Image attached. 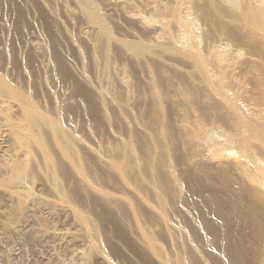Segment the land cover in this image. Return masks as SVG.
Returning <instances> with one entry per match:
<instances>
[{"label": "rangeland", "instance_id": "obj_1", "mask_svg": "<svg viewBox=\"0 0 264 264\" xmlns=\"http://www.w3.org/2000/svg\"><path fill=\"white\" fill-rule=\"evenodd\" d=\"M259 21L264 0H0V78L51 118L71 96L61 124L76 153L67 160L36 132L59 166L49 169L38 147L30 157L2 135L20 106L0 110V178L7 159L26 172L0 187L2 264H181L185 253L204 264L214 250L196 216L218 224L226 192L264 201V144L246 134L264 127Z\"/></svg>", "mask_w": 264, "mask_h": 264}, {"label": "bare ground", "instance_id": "obj_2", "mask_svg": "<svg viewBox=\"0 0 264 264\" xmlns=\"http://www.w3.org/2000/svg\"><path fill=\"white\" fill-rule=\"evenodd\" d=\"M250 15L251 17H254L255 19L256 16L254 14H250ZM97 22H99V20ZM258 25L264 28V21L263 22L259 21ZM102 28H103V31L106 32V28L104 26H102ZM63 90H66V89H63ZM64 92L65 91L62 92L61 99L60 97L57 98L56 100L57 103L54 104L56 105L55 106V109H56L55 117L51 118V117H48L46 114H44L43 111H41V108H39L40 106L37 105L38 103H36V101H34L32 98H29V96L27 97V96L22 95L19 91H17V89H15L12 86H9V84H7L2 78H0V110L7 111L8 110L7 106L9 105L10 102L17 103L21 108V118L19 119L18 122H11L6 116L7 118L4 119V122L9 131L7 132V130H3L2 135L4 136L5 134L7 141H9V143L11 142L15 144L16 146L22 148V150L24 151L23 153L27 156L28 155L30 156V153H32L31 148L33 149L34 148L33 146L38 147V149L41 151V154L43 155L42 158L45 161V164L47 165L49 169H54V166H55V163L53 162L52 156L50 153L51 151H49V147L47 146L48 143H46L45 140H42L41 137L39 138L36 132L40 134L42 133L43 135V132L45 130L50 131L53 139L58 144V146L63 152L64 157L67 158V160H69L72 156H76V153L71 147L72 145H70L71 141H70V138L68 137L69 135H67V133L63 129L64 127H62V124H61L62 116L68 113L69 110H71L70 108L71 106L66 103L71 98V96H69L70 98H67ZM234 108H237V105L236 107L234 106ZM235 112H236V109H235ZM246 134H248L247 137L249 136L252 137L254 135L255 137L258 138V140H260L264 144V127H258L254 125L253 128H250L248 131H246ZM162 136L163 135H159L160 140H163L164 137ZM165 152H166L165 154H167L166 149H165ZM77 155L78 157L76 161L72 163H74L76 172H78L79 175L85 179L87 173H86V168L83 164L84 161L81 162L80 160L82 158L79 156V154ZM164 159H165L164 161L163 160L161 161L162 167L163 166L165 167L164 172L166 173L167 171V174H168L167 176L174 177L175 171L173 170V167L169 165L170 159L168 160L166 157ZM3 164H4L3 168L6 172L7 177H2V179L0 178L1 188L2 187L8 188L10 185L12 186L16 183L23 181V179L26 176L25 174L26 172H25V168L22 163H18V161L16 162L15 160L13 161V160L7 159L5 160ZM56 167H59V166H55V168ZM148 169L153 171L154 167H151V168L149 167ZM150 170L149 172H151ZM57 178L55 177L53 179V182H54V186L56 187L55 189L58 190L59 188L58 179L59 178L58 179ZM165 178H162V179H165ZM155 186L156 188H158L157 185ZM223 190L225 191V189L221 187L218 190V194L220 195L221 193H223ZM246 192L247 191H244V190L240 191L237 194L233 192H226L225 199H216L217 201H215V205L214 203L213 205L216 208L215 212L217 213V219L219 220L218 224H216L215 222H214L215 224L212 223L211 222L212 220L211 221L207 220L206 218L203 217V215L200 216L201 213L199 215L197 214L198 216L195 215L198 220L197 226L206 235L204 244L208 243L207 246L210 245L211 247L209 248L211 250H214L219 253V256L216 257L214 255L215 254L214 251H212L213 254H211V252L208 250L209 251L207 253L208 255L206 257L205 256L202 257L204 259V264H264V253H262L263 256L259 258L260 260H258L257 258L258 253L261 252L262 249L264 248V201L261 199H256L255 197L254 199L252 198L250 199ZM62 197H65V196L63 195ZM160 198L161 200L162 199L164 200L162 196H160ZM224 206L227 207L226 213L224 212L225 214H223L222 213L223 211H221L225 209L223 208ZM77 215H79L81 222L85 225L88 231L89 237L91 238L94 246H96V248L98 247L99 250H101L100 248L102 247L100 246L101 236L98 230L93 225L94 223H92L91 220H89V218L83 213L78 212ZM146 235L148 236V234ZM191 236L193 238V235ZM189 238L187 236L186 239H189ZM192 238H190V240ZM196 239H194L193 241H195ZM190 240L188 241L190 242ZM153 246L156 247L155 245ZM196 246L197 245H195V247ZM257 246H259V248H257ZM261 246L263 248H261ZM196 248L198 249V247ZM199 250H197V253L200 252ZM202 252H204V250H202L200 253L202 254ZM191 255L192 254L186 255L185 253L184 258H182V260L180 259L181 264H195L193 263L194 259L192 260ZM211 255H214L215 257ZM260 255L261 254H259V256ZM200 256L201 255H199V257ZM203 259L201 260L203 261ZM167 260L168 259H166V264H172V262H170L169 260L167 261ZM0 264H2V261H0Z\"/></svg>", "mask_w": 264, "mask_h": 264}]
</instances>
